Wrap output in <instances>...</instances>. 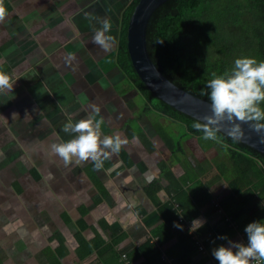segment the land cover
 Masks as SVG:
<instances>
[{
  "label": "crops",
  "instance_id": "obj_1",
  "mask_svg": "<svg viewBox=\"0 0 264 264\" xmlns=\"http://www.w3.org/2000/svg\"><path fill=\"white\" fill-rule=\"evenodd\" d=\"M83 1L4 0L0 71L16 82L0 93V264H123L124 256L130 264H219L213 249L228 240L218 237L246 245V226L264 222V199L234 217L227 152L194 136L176 154L163 133L170 121L146 115L117 63L131 0ZM104 19L115 41L108 51L93 43ZM92 104L103 134L128 143L100 170L91 161L65 166L51 145L74 138L64 124L86 118ZM197 218L206 223L190 232Z\"/></svg>",
  "mask_w": 264,
  "mask_h": 264
},
{
  "label": "trees",
  "instance_id": "obj_2",
  "mask_svg": "<svg viewBox=\"0 0 264 264\" xmlns=\"http://www.w3.org/2000/svg\"><path fill=\"white\" fill-rule=\"evenodd\" d=\"M139 1L131 0L123 11L117 63L131 80L132 87L138 89L146 100V115L170 121L163 127V133L173 151L184 154L189 138L204 136L202 131L192 127L203 121L155 96L139 76L128 46L129 24ZM248 30L254 31L251 35L255 43L244 53H236L241 51V43L251 42ZM148 41L155 63L169 79L211 101L207 84L214 78L213 74L230 72L238 58L264 61V0H167L152 16ZM260 107L264 110V102ZM183 127L185 133L178 138ZM207 141V144L227 152V163L234 170L230 180L234 193L230 198L235 199L237 194L239 200L236 201L237 209H228L229 213L240 214L252 198L264 199V153L231 139L223 132L217 133V140ZM225 231L231 230L226 228ZM166 241L162 237L161 243ZM150 248L153 250V245Z\"/></svg>",
  "mask_w": 264,
  "mask_h": 264
},
{
  "label": "clouds",
  "instance_id": "obj_3",
  "mask_svg": "<svg viewBox=\"0 0 264 264\" xmlns=\"http://www.w3.org/2000/svg\"><path fill=\"white\" fill-rule=\"evenodd\" d=\"M8 16L4 0H0V24L4 23ZM101 24L102 27L94 33L93 43L108 51L115 43L114 37L106 34L111 30V23L104 19ZM213 75L214 78L207 84L213 115L206 116V122L194 123L192 127L204 133L203 139L213 141L217 140V133L222 132L224 122L230 125L227 135L235 141H241L244 137L241 124L236 121L251 122L250 126L256 132L264 131V123H261L264 121V110L260 107V103L264 102V61L258 62L249 57L238 58L230 72ZM15 82L11 75L0 71V93L12 92ZM90 108L91 114L86 118L73 122L70 116L64 124L63 131L75 134L74 138L51 145V154L61 158L65 166L91 161L94 168L100 170L106 160L118 154L128 143L121 133L104 135L101 130L104 120L96 118L100 116V107L92 104ZM261 143H264V138ZM129 219L134 223L136 217L130 213ZM205 223L203 219H194L189 231L195 232ZM173 226L183 230L180 224L174 223ZM244 231L247 234L246 245L233 242L226 236L218 237L228 240L227 247L221 245L213 249L212 254L219 264H253L264 261V222H252Z\"/></svg>",
  "mask_w": 264,
  "mask_h": 264
},
{
  "label": "water",
  "instance_id": "obj_4",
  "mask_svg": "<svg viewBox=\"0 0 264 264\" xmlns=\"http://www.w3.org/2000/svg\"><path fill=\"white\" fill-rule=\"evenodd\" d=\"M167 0H140L132 14L128 46L133 64L149 89L161 100L178 110L191 115L203 122L206 116L213 115L211 101L197 96L169 79L155 63L148 41L150 21L155 11ZM244 132L241 142L264 153V131L256 132L251 122H239ZM255 123V122H253ZM230 125L224 122L222 132L227 135Z\"/></svg>",
  "mask_w": 264,
  "mask_h": 264
},
{
  "label": "rangeland",
  "instance_id": "obj_5",
  "mask_svg": "<svg viewBox=\"0 0 264 264\" xmlns=\"http://www.w3.org/2000/svg\"><path fill=\"white\" fill-rule=\"evenodd\" d=\"M91 2V0H84L83 1V4H88V3H90ZM248 32L249 33H247V34H249V36H250V40H251V42H252V44H250L251 42H249V43H241L240 45H239V48H240V50L241 51H237L236 53H240V52H245L246 50H248L249 49V47L251 46V45H253L254 43H255V39L252 37V35L251 34H253L254 33V31H251V30H248ZM242 58H244V57H242ZM185 133V128L183 127V128H181V130L178 132V138L180 137H182V135ZM207 145V147H210V148H213L214 149V147L215 146H212L211 144H206ZM221 147V146H220ZM215 149H219V150H221V148H215ZM227 155V154H226ZM218 157L219 156H215V157H213V159H214V161L216 162L217 161V159H218ZM228 160V159H227Z\"/></svg>",
  "mask_w": 264,
  "mask_h": 264
},
{
  "label": "built area",
  "instance_id": "obj_6",
  "mask_svg": "<svg viewBox=\"0 0 264 264\" xmlns=\"http://www.w3.org/2000/svg\"><path fill=\"white\" fill-rule=\"evenodd\" d=\"M179 210H180V207H179ZM180 212H181V220H182V222H186V220L184 218V215L182 214L181 210H180ZM203 250H204V248H203ZM123 264H130L129 261H128V257L127 256H124ZM253 264H263V261L253 262Z\"/></svg>",
  "mask_w": 264,
  "mask_h": 264
}]
</instances>
